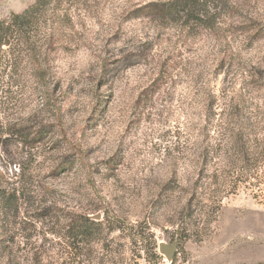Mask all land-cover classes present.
<instances>
[{"label": "rangeland", "instance_id": "rangeland-1", "mask_svg": "<svg viewBox=\"0 0 264 264\" xmlns=\"http://www.w3.org/2000/svg\"><path fill=\"white\" fill-rule=\"evenodd\" d=\"M161 1L54 0L30 47H0V184L24 200L0 264H57L74 213L117 220L107 264H264V0L210 29L134 19Z\"/></svg>", "mask_w": 264, "mask_h": 264}, {"label": "trees", "instance_id": "trees-1", "mask_svg": "<svg viewBox=\"0 0 264 264\" xmlns=\"http://www.w3.org/2000/svg\"><path fill=\"white\" fill-rule=\"evenodd\" d=\"M53 2L54 0H37L35 4L21 14L13 15L8 20L0 21V47L7 46L8 49L16 48L20 45L30 47L31 45L28 41L31 26L34 24L32 23L33 18L53 5ZM228 8V0H162L161 2L146 3L140 6L134 11L136 13L134 19L152 21L163 27L174 23H182L184 27L195 25L210 29L216 24L218 17L223 12H226ZM227 12L229 13V11ZM63 16L61 14L59 19ZM56 26L60 29L59 26L61 25L57 23ZM59 35L60 33L53 28L49 35L47 32L45 33V42L47 40V44L52 45V39ZM28 53H31V51L28 50ZM31 67L34 68L33 72L37 71V75L40 76L42 74L39 65L38 67H35V65ZM16 193V189L13 188L9 191L0 184L1 215L4 213L7 216L9 213L18 212L19 205L24 200L20 201L21 197H16ZM220 201L217 202V205H220ZM65 222L59 235L62 241L56 244V248H58L57 264L112 263L114 256L107 245H100L106 255L104 257L101 255L99 259L96 256L95 248L102 243V240L104 242V236L105 240L109 241L112 233L121 229V227L115 225L117 220L114 217L112 219L107 217L105 221H94L89 217L88 213H74L68 215ZM128 231L127 239L132 242L140 241L137 236L139 235L137 226L129 224ZM154 246L156 247V245Z\"/></svg>", "mask_w": 264, "mask_h": 264}, {"label": "water", "instance_id": "water-1", "mask_svg": "<svg viewBox=\"0 0 264 264\" xmlns=\"http://www.w3.org/2000/svg\"><path fill=\"white\" fill-rule=\"evenodd\" d=\"M92 220L94 221H99L100 217L98 215L95 216H91L90 217ZM159 252L164 255L168 260H172L175 250L172 248H169L167 245L165 244H161L158 247Z\"/></svg>", "mask_w": 264, "mask_h": 264}]
</instances>
